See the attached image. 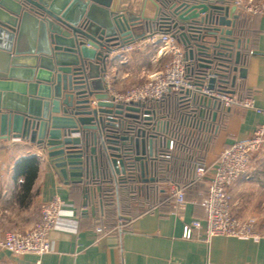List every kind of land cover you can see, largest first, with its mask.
Here are the masks:
<instances>
[{
  "label": "water",
  "instance_id": "obj_1",
  "mask_svg": "<svg viewBox=\"0 0 264 264\" xmlns=\"http://www.w3.org/2000/svg\"><path fill=\"white\" fill-rule=\"evenodd\" d=\"M239 17L232 0H0V141L35 145L64 178L104 164L116 188L130 171L156 181L169 121L159 107L113 100L111 53L170 32L199 86L221 90L246 72ZM196 98L215 120L220 100Z\"/></svg>",
  "mask_w": 264,
  "mask_h": 264
},
{
  "label": "crops",
  "instance_id": "obj_2",
  "mask_svg": "<svg viewBox=\"0 0 264 264\" xmlns=\"http://www.w3.org/2000/svg\"><path fill=\"white\" fill-rule=\"evenodd\" d=\"M239 11L235 34L242 29L241 65L246 72L237 78V89L252 97L253 106L218 109L215 129L199 145L206 173L184 188L181 211L172 209V198L166 195L168 181L145 182L143 193L135 199L127 198L120 184L114 185L107 200L97 175L64 178L45 152L27 141L10 139L0 141V237L8 230L31 227L41 204L57 195L64 205L58 225L49 231L52 248L40 256L44 264H264V236L208 238L199 202L220 151L264 123V14ZM136 43L139 46L130 50L122 47L111 53L106 75L111 90L122 92L142 83L169 58L160 55L158 44L147 37ZM168 94L160 102L161 109ZM25 158L34 159L37 166L30 185L17 170ZM228 191L233 214L245 218L255 209L256 227L264 231V150L254 153L245 174ZM124 206L133 212L123 214ZM136 207L141 210L135 212ZM36 258L0 247V264H31Z\"/></svg>",
  "mask_w": 264,
  "mask_h": 264
},
{
  "label": "built area",
  "instance_id": "obj_3",
  "mask_svg": "<svg viewBox=\"0 0 264 264\" xmlns=\"http://www.w3.org/2000/svg\"><path fill=\"white\" fill-rule=\"evenodd\" d=\"M249 14H264V0H232ZM151 42L158 44V53L168 55L162 68L148 73L146 79L137 85L130 86L122 92H116L109 88L114 101L123 103H139L152 101L154 107L160 108L163 97L170 92L184 93L197 101V95L217 98L221 108H229L233 105L252 107L253 100L248 93H239L236 81L234 85L225 83L221 90L217 87L207 88L206 81L199 86L198 79L190 71L189 60L185 57L183 46L171 35L170 32H156L148 36ZM139 43H131L123 48L130 50ZM230 78V76H228ZM240 78V77H237ZM236 78V80H237ZM196 117L191 120L192 127H202L206 130L215 129V120L211 119V107L203 108L198 101L194 104ZM161 109V108H160ZM164 115V114H163ZM164 119H170L164 115ZM191 132V129L187 133ZM164 138H169V146L164 145L159 152L168 155L173 149L175 139L168 132ZM165 140V139H164ZM264 150V123L258 125L251 134L240 140H234L225 146L217 156L206 192L199 200L205 211V231L207 237L213 235L234 236L239 238H253L255 240L264 236V231L257 229L258 214L255 209L245 218L237 217L230 208L229 186L247 171L249 162L254 153ZM205 167L200 165L195 173L199 178L205 175ZM127 178L125 181H128ZM168 193L172 198V209L181 211L186 200L185 187L181 183L168 181L166 183ZM64 201L59 196H54L40 206L39 218L29 228L24 230L12 229L6 231L0 237V247L9 250L15 255L31 253L37 256L31 264H44L40 256L49 252L52 248L49 231L59 223ZM101 230V228H97Z\"/></svg>",
  "mask_w": 264,
  "mask_h": 264
},
{
  "label": "trees",
  "instance_id": "obj_4",
  "mask_svg": "<svg viewBox=\"0 0 264 264\" xmlns=\"http://www.w3.org/2000/svg\"><path fill=\"white\" fill-rule=\"evenodd\" d=\"M236 86L239 87L238 83H236ZM196 102L195 99L180 92H170L165 99L161 113L170 119L171 124L167 132L174 137L175 144L168 155L163 152H159L157 155V159L153 164L157 167V169L155 168L157 182L173 181L186 187L199 179L195 173L196 168L203 163L199 154V145L200 141L207 137L209 130L202 127H192L190 119L195 118L196 113L194 110L195 105L193 106L191 103L195 104ZM145 104L150 108L154 107L153 102L150 100L146 101ZM189 129H191V132L187 133ZM17 170L18 173L25 174V184L30 185L37 166L34 159L25 158L17 164ZM130 173L129 180L122 181L119 184L121 189L124 187L122 193L127 198L135 199L143 193L145 182L137 176L136 172L130 171ZM97 177L105 187L103 191L106 199L110 200L113 194L114 182L109 169L104 164L99 165ZM139 210L141 209L135 208V212Z\"/></svg>",
  "mask_w": 264,
  "mask_h": 264
},
{
  "label": "rangeland",
  "instance_id": "obj_5",
  "mask_svg": "<svg viewBox=\"0 0 264 264\" xmlns=\"http://www.w3.org/2000/svg\"><path fill=\"white\" fill-rule=\"evenodd\" d=\"M242 34H243L242 29H240V30H239V34H238V36H242ZM167 193H168V188L166 189V195H167ZM168 194H169V193H168ZM138 207L140 208V207H142V206H138ZM122 210H123V214H128V213L133 212V210L128 209V206H127V207L124 206V208H123Z\"/></svg>",
  "mask_w": 264,
  "mask_h": 264
}]
</instances>
